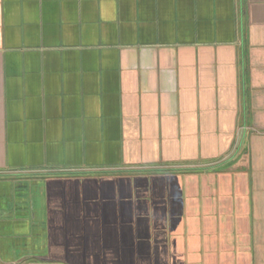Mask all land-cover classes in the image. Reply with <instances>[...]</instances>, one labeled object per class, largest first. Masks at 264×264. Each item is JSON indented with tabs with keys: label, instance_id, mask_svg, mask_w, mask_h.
Masks as SVG:
<instances>
[{
	"label": "crops",
	"instance_id": "0c3cea01",
	"mask_svg": "<svg viewBox=\"0 0 264 264\" xmlns=\"http://www.w3.org/2000/svg\"><path fill=\"white\" fill-rule=\"evenodd\" d=\"M0 264H264V0H0Z\"/></svg>",
	"mask_w": 264,
	"mask_h": 264
}]
</instances>
